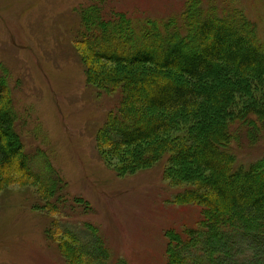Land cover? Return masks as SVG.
I'll return each mask as SVG.
<instances>
[{
  "label": "trees",
  "instance_id": "1",
  "mask_svg": "<svg viewBox=\"0 0 264 264\" xmlns=\"http://www.w3.org/2000/svg\"><path fill=\"white\" fill-rule=\"evenodd\" d=\"M100 11H82L79 44L90 63L115 66L97 83L122 94L100 144L135 169L170 152L163 175L179 188L173 203L200 208L195 224L166 230L167 264H264V157L239 164L232 149L242 130L252 141L264 134V25L202 0H187L179 15L162 21ZM11 97L0 73V191L15 168L39 183L40 206L55 215L63 189L30 168ZM85 225L84 239L48 230L56 241L63 237L57 245L66 264H130L114 261L98 227Z\"/></svg>",
  "mask_w": 264,
  "mask_h": 264
},
{
  "label": "rangeland",
  "instance_id": "2",
  "mask_svg": "<svg viewBox=\"0 0 264 264\" xmlns=\"http://www.w3.org/2000/svg\"><path fill=\"white\" fill-rule=\"evenodd\" d=\"M186 2L0 0V73L8 78L17 129L30 168L56 180L64 202L52 215L40 206L39 183L15 168L8 170L11 183L0 191V264H66L57 245L63 237L56 241L48 230L57 236L70 231L84 239L86 223L98 227L114 261L167 264L166 230L199 219V206L173 203L179 188L163 175L170 152L148 168L135 169L100 144L99 131L118 112L122 94L97 83L101 73L115 66L90 63L79 44L85 9L99 8L107 17L123 13L136 21H162L179 15ZM202 2L219 13L241 9L264 25V0ZM239 136L232 143L239 164L264 157L263 133L255 141L243 130ZM77 198L84 200L78 203L81 207L73 205Z\"/></svg>",
  "mask_w": 264,
  "mask_h": 264
}]
</instances>
